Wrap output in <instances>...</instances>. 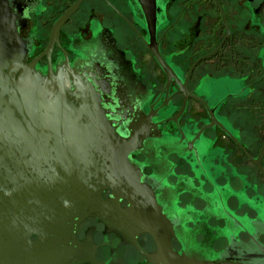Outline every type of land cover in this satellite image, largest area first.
I'll list each match as a JSON object with an SVG mask.
<instances>
[{"label": "flooded vegetation", "instance_id": "af4514ba", "mask_svg": "<svg viewBox=\"0 0 264 264\" xmlns=\"http://www.w3.org/2000/svg\"><path fill=\"white\" fill-rule=\"evenodd\" d=\"M7 1L27 63L42 55L41 75L66 59L82 77L94 73L109 90L101 105L119 134L141 129L130 159L174 227L160 197L189 218L203 255L264 264V0H157L155 43L170 78L148 48L138 0H82L50 49L54 23L77 0ZM76 236L95 245L96 263L82 264H145L105 221L87 217ZM137 243L155 250L147 233ZM172 245L183 248L177 238Z\"/></svg>", "mask_w": 264, "mask_h": 264}, {"label": "water", "instance_id": "95a60500", "mask_svg": "<svg viewBox=\"0 0 264 264\" xmlns=\"http://www.w3.org/2000/svg\"><path fill=\"white\" fill-rule=\"evenodd\" d=\"M81 1L56 20L48 49ZM138 1L150 31L148 48L170 78L173 71L155 43L157 0ZM41 56L27 63L15 15L8 1L0 0V264L96 263L92 240L76 236L87 217L112 226L143 254L145 264H261L203 255L207 251L189 240L178 213L160 197L168 216L178 219L174 227L154 188L141 179L130 159L142 143L141 129L128 137L119 134L101 105L109 91L104 83L94 73L88 79L74 72L67 59L55 72L49 68L41 75L35 70ZM95 58L93 53L89 63ZM105 190L111 191L106 198ZM121 200L127 204L121 206ZM143 233L152 238L154 251L138 245ZM175 238L180 251L173 248ZM259 250L263 256L264 248Z\"/></svg>", "mask_w": 264, "mask_h": 264}, {"label": "rangeland", "instance_id": "374dc122", "mask_svg": "<svg viewBox=\"0 0 264 264\" xmlns=\"http://www.w3.org/2000/svg\"><path fill=\"white\" fill-rule=\"evenodd\" d=\"M178 215L180 217L182 226H183V228H184L189 240L200 244L199 241L197 240V237H196V234H197L196 231H194L192 228H190L188 226V224H187L189 218L188 217L187 218H183V216H181L180 214H178Z\"/></svg>", "mask_w": 264, "mask_h": 264}]
</instances>
